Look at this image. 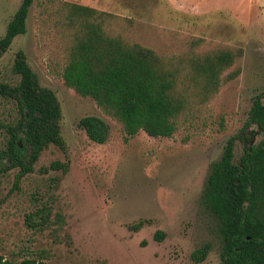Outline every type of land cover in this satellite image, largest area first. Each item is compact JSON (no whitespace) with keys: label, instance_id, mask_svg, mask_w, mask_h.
<instances>
[{"label":"rangeland","instance_id":"rangeland-1","mask_svg":"<svg viewBox=\"0 0 264 264\" xmlns=\"http://www.w3.org/2000/svg\"><path fill=\"white\" fill-rule=\"evenodd\" d=\"M22 2L0 0V38ZM66 4L105 12L111 35L154 50L175 71L188 104L172 138L141 131L127 140L121 123L66 85L74 34ZM222 50L238 57L219 90L204 95L191 59ZM18 51L40 85L57 95L66 147H48L20 181V168L0 172V254L47 264H219V222L202 195L211 164L264 97V0H34L26 33L0 59V83L19 82ZM235 70L239 76L228 79ZM16 116L15 104L0 97V149ZM88 116L107 123L104 144L79 126ZM242 153L240 144L237 158ZM55 162L65 168L51 169ZM41 209L48 221L30 227L27 216ZM204 247L207 257L195 260Z\"/></svg>","mask_w":264,"mask_h":264},{"label":"trees","instance_id":"trees-1","mask_svg":"<svg viewBox=\"0 0 264 264\" xmlns=\"http://www.w3.org/2000/svg\"><path fill=\"white\" fill-rule=\"evenodd\" d=\"M34 0H23L0 38V59L14 39L27 31ZM66 26L74 32L63 70L66 85L90 97L109 116L121 123L125 138L141 131L154 138H172L188 101L178 90V77L152 49L127 43L111 35L104 26L107 14L95 8L66 4ZM238 54L217 51L194 56L191 69L201 81L204 95L215 94L223 73L234 65ZM13 72L17 84L0 83V97L12 101L17 116L7 125V143L0 149V172L20 168L17 180L34 171L42 153L50 146L65 150L60 120L62 108L57 95L42 87L24 51L15 55ZM235 70L228 79L238 77ZM79 126L88 138L104 144L109 127L98 117L88 116ZM243 153L237 158V147ZM53 170L65 168L55 162ZM47 170V169H46ZM203 203L219 222V264H264V97L258 96L240 132L226 143L218 161L210 166L202 195ZM48 212L29 214L30 227L46 224ZM143 222L134 225L139 230ZM208 248L199 249L194 259L203 261ZM0 264H47L40 259L17 261L0 254Z\"/></svg>","mask_w":264,"mask_h":264}]
</instances>
